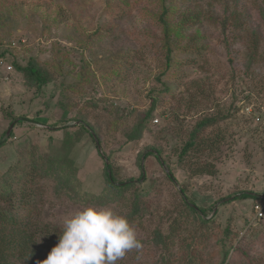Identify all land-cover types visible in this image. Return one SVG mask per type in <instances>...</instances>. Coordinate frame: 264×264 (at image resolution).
Listing matches in <instances>:
<instances>
[{"label":"rangeland","instance_id":"obj_1","mask_svg":"<svg viewBox=\"0 0 264 264\" xmlns=\"http://www.w3.org/2000/svg\"><path fill=\"white\" fill-rule=\"evenodd\" d=\"M167 4L175 27L205 18L177 37L169 68L157 43L158 0H0V44L11 67L0 83V174L29 147L68 159L66 175L87 196L45 206L43 214L62 226L88 205L126 215L142 247L119 264H186L192 241L201 246L191 251L201 264H221L240 241L251 248V264H264V218L255 219L253 200L236 199L264 192V64L248 66L241 33L243 23L264 46V0ZM204 117L222 119L197 143L219 131V148L199 161L183 159L181 149ZM150 149L159 151L164 166L153 156L140 159ZM196 162L211 164L213 175H192ZM105 163L116 182L137 181L143 166L134 217V192L117 201L98 198L106 187ZM183 197L204 210L197 216L205 225L187 214ZM159 232L168 236L165 245Z\"/></svg>","mask_w":264,"mask_h":264},{"label":"trees","instance_id":"obj_2","mask_svg":"<svg viewBox=\"0 0 264 264\" xmlns=\"http://www.w3.org/2000/svg\"><path fill=\"white\" fill-rule=\"evenodd\" d=\"M158 1L162 11L156 17V23L161 29V38L157 40V43L160 50L164 52L166 66L169 68L173 63L172 46L177 44V37L181 36V33L187 28L198 26L205 18L202 16L190 17L187 20H182L175 27L167 21V18L173 13L171 5L167 4L168 0ZM226 21L229 20L226 19L222 24H225ZM241 33H243L242 56L247 61L248 66H263V39L258 34L251 32L243 23H241ZM5 54L4 51V57ZM16 69L19 72H23L25 68L16 66ZM155 103L156 100L153 99V107ZM24 119H15L11 124L15 121L22 122ZM144 119L147 120L146 117ZM219 119L222 118L204 117L196 122L194 130L189 134L188 141L181 149L180 155L183 156V159L191 157V159L199 161L200 155L206 152L213 153L219 148L220 141L223 139L219 131L214 140L204 138L200 140L199 144L197 143L200 133L214 127L220 121ZM85 127L84 125L82 130L86 131ZM87 129L90 131L93 141L99 147L98 138L95 137L91 129ZM3 145V143H0V148ZM149 156H153L161 166H164L158 150L153 151L150 149L146 153L143 152L140 154V159H146ZM69 163L70 161L64 157H58L56 154L41 153L29 147L20 151L15 162L0 174V264H37V261L46 259L52 247L58 243L62 225L47 219L45 214H43L44 207H53L59 201L71 196L77 198L87 196L78 187L79 182L76 177L66 175V164ZM139 166L142 172L137 181L116 182L112 174V166L104 164L106 187L103 194L98 198L100 200L104 198L107 201H117L115 198H124L126 192H134L133 201L130 202L133 207L131 212L134 214L129 218L134 217L138 213L139 197L143 194L141 190L138 191L137 189V185L145 181L144 168L141 164ZM213 173L214 170L211 164L207 163L203 165L200 162H196L192 170V175L194 176H212ZM167 177L170 182L177 184L171 172H167ZM257 196L254 193L246 192L239 194L236 199H251L255 201ZM183 205L186 207L187 214L192 215V218L195 219L194 222L202 225L207 223V220L197 216V212L205 216L204 210L197 208L192 203H188L185 197H183ZM167 237V235H162L160 232L157 234V238L164 245V240ZM243 246L241 241L237 247L230 245L224 253L221 264H251L253 260L251 248L245 249ZM189 247L190 253L186 264H201L202 262L197 256L191 255L193 249L201 248V246L194 244V241H192ZM232 250L231 255L236 256L233 261H230V259L228 260V254ZM117 264H119L118 261Z\"/></svg>","mask_w":264,"mask_h":264},{"label":"clouds","instance_id":"obj_3","mask_svg":"<svg viewBox=\"0 0 264 264\" xmlns=\"http://www.w3.org/2000/svg\"><path fill=\"white\" fill-rule=\"evenodd\" d=\"M142 244L127 216L88 205L63 219L58 243L37 264H117Z\"/></svg>","mask_w":264,"mask_h":264},{"label":"built area","instance_id":"obj_4","mask_svg":"<svg viewBox=\"0 0 264 264\" xmlns=\"http://www.w3.org/2000/svg\"><path fill=\"white\" fill-rule=\"evenodd\" d=\"M4 51L5 50L3 49V46L0 44V83L8 79L7 73L11 68L7 65L8 63L3 56ZM253 211L255 213L256 220H262L264 218V192L263 194H260V196H257L256 200L254 201Z\"/></svg>","mask_w":264,"mask_h":264},{"label":"water","instance_id":"obj_5","mask_svg":"<svg viewBox=\"0 0 264 264\" xmlns=\"http://www.w3.org/2000/svg\"><path fill=\"white\" fill-rule=\"evenodd\" d=\"M9 133H10V132L8 131V132L6 133V135L9 136Z\"/></svg>","mask_w":264,"mask_h":264}]
</instances>
